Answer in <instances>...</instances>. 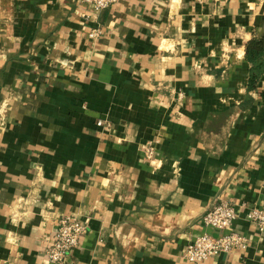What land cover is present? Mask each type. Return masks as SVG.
I'll return each mask as SVG.
<instances>
[{
	"label": "crops",
	"instance_id": "obj_1",
	"mask_svg": "<svg viewBox=\"0 0 264 264\" xmlns=\"http://www.w3.org/2000/svg\"><path fill=\"white\" fill-rule=\"evenodd\" d=\"M90 9L0 0V264H51L65 214L88 227L56 264H264L245 216L264 210V54L245 56L264 0H123L96 22ZM220 198L249 247L188 262L196 235L218 234L202 216Z\"/></svg>",
	"mask_w": 264,
	"mask_h": 264
},
{
	"label": "built area",
	"instance_id": "obj_2",
	"mask_svg": "<svg viewBox=\"0 0 264 264\" xmlns=\"http://www.w3.org/2000/svg\"><path fill=\"white\" fill-rule=\"evenodd\" d=\"M90 6L82 16L86 21L96 22L99 12L119 4L123 0H81ZM198 4L204 2L216 3L219 0H195ZM102 33L100 26L90 27L88 36L92 39L98 38ZM105 121L98 120L97 125H104ZM108 125V124H105ZM156 151L154 142H147L143 147V154L146 160H153ZM238 211L232 202L217 199L212 202L209 209L202 216V224L218 232L211 234L202 232L196 235L191 242L185 246L184 258L188 262L199 263L208 259L218 257L222 254L238 252L244 254L249 247L248 238L231 229ZM245 216L254 222L258 230L264 233V210L258 206H251L245 209ZM88 227L87 219H81L76 214L63 215L58 223L53 237L49 240L45 249V256L49 263L56 264L65 260L80 243V239Z\"/></svg>",
	"mask_w": 264,
	"mask_h": 264
},
{
	"label": "trees",
	"instance_id": "obj_3",
	"mask_svg": "<svg viewBox=\"0 0 264 264\" xmlns=\"http://www.w3.org/2000/svg\"><path fill=\"white\" fill-rule=\"evenodd\" d=\"M263 54H264V37L259 39L253 38L247 42L245 49V56L248 61L254 63ZM255 70L256 68L252 69V74L250 77V84L252 86L254 85L258 77V74L255 73L256 72ZM257 70H259V68H257Z\"/></svg>",
	"mask_w": 264,
	"mask_h": 264
}]
</instances>
